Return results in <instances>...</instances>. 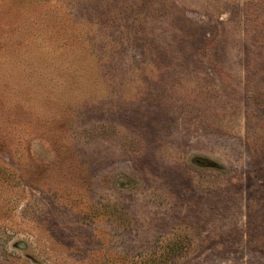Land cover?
<instances>
[{
	"label": "rangeland",
	"instance_id": "obj_1",
	"mask_svg": "<svg viewBox=\"0 0 264 264\" xmlns=\"http://www.w3.org/2000/svg\"><path fill=\"white\" fill-rule=\"evenodd\" d=\"M0 264H264V0H0Z\"/></svg>",
	"mask_w": 264,
	"mask_h": 264
}]
</instances>
